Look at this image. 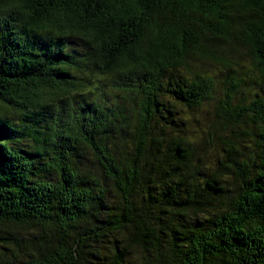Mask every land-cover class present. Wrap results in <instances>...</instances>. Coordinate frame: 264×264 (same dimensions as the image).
<instances>
[{"label": "trees", "instance_id": "16d2710c", "mask_svg": "<svg viewBox=\"0 0 264 264\" xmlns=\"http://www.w3.org/2000/svg\"><path fill=\"white\" fill-rule=\"evenodd\" d=\"M0 264H264V0H0Z\"/></svg>", "mask_w": 264, "mask_h": 264}, {"label": "rangeland", "instance_id": "374dc122", "mask_svg": "<svg viewBox=\"0 0 264 264\" xmlns=\"http://www.w3.org/2000/svg\"><path fill=\"white\" fill-rule=\"evenodd\" d=\"M204 109L205 110H204V112L202 114V119H201L204 124H202L201 120L198 119L200 121L199 124L192 126V130L194 131L193 134L198 133L200 131L201 127H205V125H206L205 119L206 118H209L208 120H213L214 119V114H213L212 108L206 106Z\"/></svg>", "mask_w": 264, "mask_h": 264}]
</instances>
